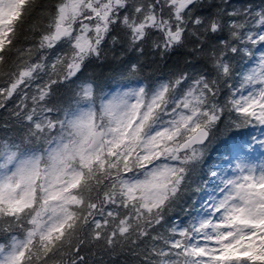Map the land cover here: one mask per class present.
Instances as JSON below:
<instances>
[{"label":"snow or ice","instance_id":"1","mask_svg":"<svg viewBox=\"0 0 264 264\" xmlns=\"http://www.w3.org/2000/svg\"><path fill=\"white\" fill-rule=\"evenodd\" d=\"M150 38L183 66L142 77ZM117 49L114 91L81 79ZM5 109L0 264H264V0H0Z\"/></svg>","mask_w":264,"mask_h":264},{"label":"trees","instance_id":"2","mask_svg":"<svg viewBox=\"0 0 264 264\" xmlns=\"http://www.w3.org/2000/svg\"><path fill=\"white\" fill-rule=\"evenodd\" d=\"M244 0H232V3L238 4L243 3ZM251 2L259 5L261 0H251ZM205 3H208V0H205ZM213 11V9H204L202 14ZM36 22L35 16L33 19L27 21L25 24V33H27V28ZM23 39V36H22ZM151 38L145 44L146 54L141 60L142 68L140 75L146 79H152L154 77H161L168 73L170 69H179L183 66V50H176L170 55V58L167 59V62L160 61L158 55L154 58L150 50ZM107 50V46H106ZM115 57V58H114ZM129 59H134V55L129 54L125 55L123 59L120 58V51L117 49L115 53L108 50L107 59L103 62L93 61L88 64L84 72L81 74V79H93L97 82L98 85L105 87V90L114 91L117 87L116 79L119 74L124 71L125 65L128 63ZM16 100L10 101L8 104V109H11L15 106ZM8 120L12 123V118L7 109L0 110V135H4L2 126ZM255 134L254 130L242 131L239 134V138H247L249 133ZM234 138H230L227 142H224V138L221 137L219 140L213 142L209 147V153L207 156V163L212 164L216 160L220 153H223L227 147H229L233 142ZM261 155L259 149L253 153L254 158L258 159ZM90 252H95V256H92L91 264H143L142 257L134 256L131 253L130 249L117 248L111 252H101L98 249H91Z\"/></svg>","mask_w":264,"mask_h":264},{"label":"rangeland","instance_id":"3","mask_svg":"<svg viewBox=\"0 0 264 264\" xmlns=\"http://www.w3.org/2000/svg\"><path fill=\"white\" fill-rule=\"evenodd\" d=\"M259 159V158H258Z\"/></svg>","mask_w":264,"mask_h":264}]
</instances>
